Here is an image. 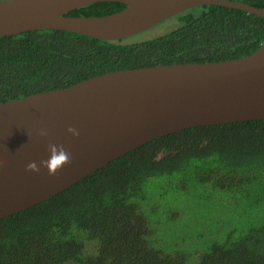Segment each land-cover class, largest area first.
Segmentation results:
<instances>
[{"label":"trees","instance_id":"trees-1","mask_svg":"<svg viewBox=\"0 0 264 264\" xmlns=\"http://www.w3.org/2000/svg\"><path fill=\"white\" fill-rule=\"evenodd\" d=\"M234 1L264 9V0ZM124 7L100 1L66 15L104 16ZM173 17L171 31L136 42L56 29L0 37V102L116 70L236 59L264 42V17L246 10L206 4ZM168 192L197 206L226 197L225 212L240 220L204 251L194 234L186 238L188 252L169 254L144 231L145 211L156 210ZM0 264H264V120L153 139L0 219Z\"/></svg>","mask_w":264,"mask_h":264},{"label":"water","instance_id":"water-1","mask_svg":"<svg viewBox=\"0 0 264 264\" xmlns=\"http://www.w3.org/2000/svg\"><path fill=\"white\" fill-rule=\"evenodd\" d=\"M100 1L125 7L104 16L66 15ZM206 4L264 17V9L234 0H0V37L56 29L117 40ZM253 120H264V42L236 59L116 70L0 102V219L52 198L153 139ZM49 143L63 145L71 162L55 175L44 167L27 171L29 162L48 158Z\"/></svg>","mask_w":264,"mask_h":264},{"label":"rangeland","instance_id":"rangeland-1","mask_svg":"<svg viewBox=\"0 0 264 264\" xmlns=\"http://www.w3.org/2000/svg\"><path fill=\"white\" fill-rule=\"evenodd\" d=\"M176 17L168 18L155 26L127 38L128 42L143 41L154 38L175 28ZM156 189H154V192ZM158 195L156 194V197ZM214 197L205 204L197 206L186 195L166 193L163 199L156 202V210H146L147 238L152 245L169 254L188 252V235H194L202 251L230 231L240 220L227 210L226 197ZM153 198V202H154ZM201 219V220H200ZM237 219V220H236ZM173 250H179L174 252Z\"/></svg>","mask_w":264,"mask_h":264},{"label":"clouds","instance_id":"clouds-1","mask_svg":"<svg viewBox=\"0 0 264 264\" xmlns=\"http://www.w3.org/2000/svg\"><path fill=\"white\" fill-rule=\"evenodd\" d=\"M67 131L72 133L74 136L79 135V132L75 128L69 127ZM47 134L46 130H42L40 132L41 136H47ZM47 151L49 153L47 159L41 160L39 165L35 161L29 162L26 165V170L39 172L40 168L44 167L47 169L49 175H55L59 169L71 162V153L65 149L63 145L49 143L47 145Z\"/></svg>","mask_w":264,"mask_h":264}]
</instances>
